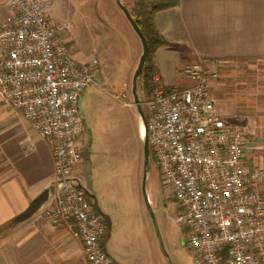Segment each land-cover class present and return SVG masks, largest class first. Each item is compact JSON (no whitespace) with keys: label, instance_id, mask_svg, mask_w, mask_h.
I'll use <instances>...</instances> for the list:
<instances>
[{"label":"built area","instance_id":"obj_1","mask_svg":"<svg viewBox=\"0 0 264 264\" xmlns=\"http://www.w3.org/2000/svg\"><path fill=\"white\" fill-rule=\"evenodd\" d=\"M6 4L0 109L20 112L49 146L54 163L39 218L66 224L87 264H116L105 248L106 220L76 174L85 131L80 100L86 88L100 87L98 62L82 64L68 53V25L49 20L48 0ZM218 71V63L186 64L181 73L191 85L184 88H169L154 76L145 102L150 156L176 207L175 222L187 230L184 246L196 264H264V168L246 159L245 127L217 111L212 90Z\"/></svg>","mask_w":264,"mask_h":264},{"label":"crops","instance_id":"obj_2","mask_svg":"<svg viewBox=\"0 0 264 264\" xmlns=\"http://www.w3.org/2000/svg\"><path fill=\"white\" fill-rule=\"evenodd\" d=\"M171 1L177 2L176 6L155 15L158 31L171 45L159 48L153 57L162 84L169 88L191 85L181 70L199 60L219 65L264 63V0ZM8 13L6 0H0V23ZM73 58L82 64L91 60ZM217 111L245 127L250 141L246 159L250 165L264 168V105L246 116ZM83 163L76 174H80ZM53 173L46 142L20 112L0 109V264H87L82 244L66 224L44 221L39 211L22 223L12 224L49 189ZM108 217L111 230L105 248L116 264H161L152 253L151 239L137 237L134 229L129 234L120 224L113 230Z\"/></svg>","mask_w":264,"mask_h":264},{"label":"rangeland","instance_id":"obj_3","mask_svg":"<svg viewBox=\"0 0 264 264\" xmlns=\"http://www.w3.org/2000/svg\"><path fill=\"white\" fill-rule=\"evenodd\" d=\"M48 1L49 20L56 25H68L64 35L68 53L98 62L95 82L100 87L86 88L81 98L85 131L79 142L90 168L89 178L98 206L111 216L113 230L120 224L129 234L134 229L138 231L137 237H148L152 241V253L161 264H169L160 249L142 195L140 130L143 125L132 96V79L142 54L141 41L115 0ZM121 1L125 4V0ZM218 72L212 94L222 114L234 111L246 116L257 106L264 105V63L235 61L219 65ZM137 92L147 117L145 102L149 97L141 92L140 79ZM122 93L127 94V99L121 101ZM84 167H80L78 178L85 186ZM146 191L171 263L196 264L193 254L184 246L187 230L175 222L176 207L167 197L153 159Z\"/></svg>","mask_w":264,"mask_h":264},{"label":"water","instance_id":"obj_4","mask_svg":"<svg viewBox=\"0 0 264 264\" xmlns=\"http://www.w3.org/2000/svg\"><path fill=\"white\" fill-rule=\"evenodd\" d=\"M115 1H116L117 5L119 6V8L124 13L126 19L130 23L132 29L134 30V32L136 33V35L138 36V38H139V40L141 41V44H142V54L140 56L138 66H137V68L135 70V73H134V76H133V79H132L133 102H134V105H135V107L137 109V113L139 115L141 124L143 125V132H144V134H143V184H142V195H143L144 202L146 204L147 212H148V214H149V216H150V218L152 220L153 226L155 228V233H156V235L158 237V240H159L160 249L164 253V255L167 257V259L169 261V264H172L170 259H169V256L164 251L162 239H161V236H160V231H159V228H158L157 218H156L154 210L152 209V207L150 205V201H149V198H148V195H147V191H146V182H147L148 173H149L150 166H151V156H150V150H149V144H148V138H147L146 118H145V115H144V112H143V109H142V103L140 102L139 97H138L137 82L142 76V72H143V69H144V65H145L146 58H147V55H148V50H149L148 49V44H147V41H146L144 35L142 34L140 28L138 27V25L136 24L134 19L131 17L127 7L122 3L121 0H115ZM89 173H90V168L87 167L85 188H86L89 196L93 200V206H94L95 210L98 213H100L105 218L106 223H107V227H108V231L110 232V230H111L110 218L108 217V215H105L101 211L100 207L98 206V201L96 199V196L94 195V190H93L92 183L90 182ZM48 194H49V191H48V189H46L45 192L42 195H40L37 199H35L31 203L29 208L24 213L18 215L12 221V224L22 223V222L30 219L32 216H34L37 213V211L47 201Z\"/></svg>","mask_w":264,"mask_h":264},{"label":"trees","instance_id":"obj_5","mask_svg":"<svg viewBox=\"0 0 264 264\" xmlns=\"http://www.w3.org/2000/svg\"><path fill=\"white\" fill-rule=\"evenodd\" d=\"M176 4L177 2L171 0H125L124 5L129 10L131 17L140 28L148 44V55L140 78L141 92L147 97H149L153 86V78L157 75L153 62L154 54L159 48L171 46L158 31L155 24V15L160 11L176 6Z\"/></svg>","mask_w":264,"mask_h":264},{"label":"flooded vegetation","instance_id":"obj_6","mask_svg":"<svg viewBox=\"0 0 264 264\" xmlns=\"http://www.w3.org/2000/svg\"><path fill=\"white\" fill-rule=\"evenodd\" d=\"M82 162H84L83 165L85 166V167H84V171H83V175H84V177L86 178V173H87V163H86L84 157H82ZM82 162H81V163H82Z\"/></svg>","mask_w":264,"mask_h":264},{"label":"bare ground","instance_id":"obj_7","mask_svg":"<svg viewBox=\"0 0 264 264\" xmlns=\"http://www.w3.org/2000/svg\"><path fill=\"white\" fill-rule=\"evenodd\" d=\"M142 134H143V127L140 130V135H142Z\"/></svg>","mask_w":264,"mask_h":264}]
</instances>
